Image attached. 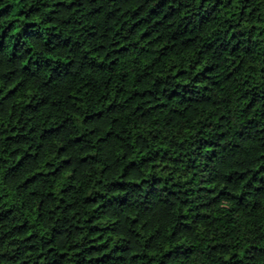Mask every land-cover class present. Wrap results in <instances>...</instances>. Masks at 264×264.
<instances>
[{
    "label": "clouds",
    "instance_id": "9594fccd",
    "mask_svg": "<svg viewBox=\"0 0 264 264\" xmlns=\"http://www.w3.org/2000/svg\"><path fill=\"white\" fill-rule=\"evenodd\" d=\"M9 2L0 0V8ZM128 2L12 0L17 9H33L38 35L21 36L15 58L14 33L0 50V116L8 109L20 111L9 89L23 81L22 87H30L42 101L22 117L31 116V143H42L49 152L63 144L72 157L61 167L71 170L64 186H75L64 195L74 212L57 215L50 210L54 199H45L40 211L46 238L52 227L75 225L77 214L81 223L85 216H103L114 243L141 254L136 260L128 256L123 264H264V167H259L264 157V73L228 76L233 60H259L257 69L264 67V0H224L228 11L214 18L215 30L204 26L196 31L199 43L190 42L201 51L177 65L186 69L179 83L170 73L159 77L140 66L148 45L142 52L138 43H129L121 50L129 58L109 63L116 57V36L131 38V22L124 23L119 14ZM188 3L196 11L197 0ZM8 19H0V32ZM256 22L259 29L252 27ZM182 33L180 25L178 43ZM49 54L58 60H49ZM205 58L212 68L197 75ZM77 86L81 98L70 95ZM248 99L257 104L255 110ZM197 114L199 121L192 123ZM49 121L54 131L41 140ZM185 126L192 128L190 135H184ZM78 135L80 142L73 139ZM81 154L88 159L81 161ZM47 190L41 182L37 199L27 197V206H36ZM84 196H94L105 207L93 213ZM245 217H253L250 226L242 223ZM87 228L83 225L71 237L65 232L56 239L57 247L86 246ZM26 258L30 264L35 259Z\"/></svg>",
    "mask_w": 264,
    "mask_h": 264
},
{
    "label": "trees",
    "instance_id": "16d2710c",
    "mask_svg": "<svg viewBox=\"0 0 264 264\" xmlns=\"http://www.w3.org/2000/svg\"><path fill=\"white\" fill-rule=\"evenodd\" d=\"M228 7L224 0H214L212 3H209V0H197L196 11L190 7L188 0H129L126 9L119 14L125 16L124 23L131 22L129 28L131 38L122 39L119 35L116 36L112 49L116 57L110 59L109 63H114L115 59L119 58L120 63L123 64L124 59L129 57L121 56V50L127 49L129 43H138L142 52L145 51V45H148L150 48L141 58L140 66L149 68L153 75L159 77H166L170 73L177 77V83H179L181 74L186 69H180L177 65L186 63L191 56L201 51L190 43L196 41V31L204 26L215 30L214 18L221 12H227ZM32 15V8H28L27 11L22 7L17 9L12 0L0 8V19L11 17L4 31L0 32V50L8 47V36L14 33L16 40L11 48L12 58H15L20 37L38 35L37 21L31 18ZM21 24L23 27H20ZM180 25H183V33L178 43L177 30ZM120 27H123V24ZM252 27L259 29L261 25L256 22ZM133 29H135L134 32ZM254 35H259V32L257 31ZM196 42L199 43V41ZM226 54L232 55V51L228 50ZM131 58L134 59V57ZM48 59L53 62L58 60L51 54ZM104 59L102 57L98 63H103ZM259 63V60H251L247 64H242L238 59L233 60L234 67L228 72V76L236 73L237 78L241 74L255 77L259 73H264V67L257 69ZM153 65H155L154 68ZM24 67L27 68L28 65L25 64ZM197 68V75H199L200 72L210 70L212 65L208 64L205 58L197 65ZM237 69H239L238 72ZM251 69H257V71L254 72ZM247 83L248 81L245 80V84ZM22 85L23 81L15 88L9 89V92L13 93L15 99L21 104L20 111L13 112L12 109H8L6 116H0V162H3L0 164V264H30L26 257H35L31 260V264H123L128 256L136 260L141 254L130 250L128 245L114 243L113 229L104 223L107 218L103 216H85L81 223V217L77 214L74 216L75 225H69L66 229L52 227L51 235L46 238L45 233L48 229L43 224V213L40 211V206L44 205L45 199H54L55 208L50 210L56 211L57 215L64 210L74 212L71 205L66 203L64 195L70 187L75 186H64L71 175V170L61 167L69 164L72 157L66 154L63 144H58L56 150L51 152L45 149L42 143L33 146L31 141L34 137L30 135L33 132L31 116L26 120H22V117L26 111L35 112L37 105L42 104V101L36 100L30 87H22ZM70 95L81 98L79 86L71 89ZM108 103L110 107L111 102ZM247 103L253 110L257 108L253 99H248ZM209 110L203 109L205 112ZM74 115L78 117V114ZM261 116H264V113H261ZM199 119L200 116L197 114L192 117L191 122L197 123ZM24 123H27V127H24ZM51 123L52 121H49V126L40 133L41 140H45V133L54 131ZM176 131L179 132V126ZM192 131L190 126L183 128L185 136L190 135ZM73 139L80 142L79 135ZM79 158L85 161L88 159V154H81ZM259 167H264V157L261 158ZM21 175H23L22 180ZM17 181L20 182L17 183ZM49 181L54 182L49 183ZM41 182L47 184L46 196L44 199H39L36 206L28 207L27 197L37 199L35 193ZM83 200L86 205H91L90 210L93 213L98 207L101 209L105 207V204L97 201L94 196H84ZM202 211L208 214V210ZM256 213L260 215L261 209H257ZM213 215L218 214L213 213ZM252 220L253 217H245L242 223L250 226ZM83 225L88 226L87 231L90 234L84 238L86 246L81 243H72L57 247L56 239L59 236L67 232L71 237L73 231H81ZM137 228H141V225L138 224ZM8 249H11L12 255H8ZM143 255L148 256L150 253ZM137 264L141 262L138 261Z\"/></svg>",
    "mask_w": 264,
    "mask_h": 264
}]
</instances>
